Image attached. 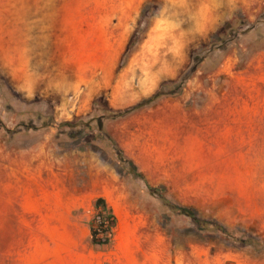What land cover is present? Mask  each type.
<instances>
[{"label": "rangeland", "instance_id": "rangeland-1", "mask_svg": "<svg viewBox=\"0 0 264 264\" xmlns=\"http://www.w3.org/2000/svg\"><path fill=\"white\" fill-rule=\"evenodd\" d=\"M263 51L264 0H0V264L61 255L29 247L18 196L102 184L116 224H155L149 258L163 235L169 264H264V139L237 112ZM74 217L91 249L95 203Z\"/></svg>", "mask_w": 264, "mask_h": 264}, {"label": "crops", "instance_id": "crops-1", "mask_svg": "<svg viewBox=\"0 0 264 264\" xmlns=\"http://www.w3.org/2000/svg\"><path fill=\"white\" fill-rule=\"evenodd\" d=\"M243 79L247 80V86L243 90L242 108L237 112L241 113V122L247 125V129L251 127L258 133V138L264 139V51L243 69ZM105 195L106 188L102 184L93 187L91 194L78 192L70 198L41 195L27 200L18 196L15 204L19 210L15 216L19 219L20 232L29 236L30 248L38 245L41 249L60 252L61 255L55 259L56 264H62L63 259L65 264H169L167 246L166 255L164 253L163 235L155 237L157 246L151 258L146 255L143 246L146 237L138 232L155 224L131 213L125 217L117 215L110 245L91 243L92 248L88 249L84 239L78 235L83 229L75 222L74 211L90 206L99 198L105 199ZM139 251L146 257L144 261L137 259Z\"/></svg>", "mask_w": 264, "mask_h": 264}, {"label": "trees", "instance_id": "trees-1", "mask_svg": "<svg viewBox=\"0 0 264 264\" xmlns=\"http://www.w3.org/2000/svg\"><path fill=\"white\" fill-rule=\"evenodd\" d=\"M159 96L160 94L155 95L153 98L141 103L135 109L145 107L153 103ZM119 156L121 158V161H123L122 153H119ZM129 164L131 166V170L133 171V174H135V176L139 179H144L143 176L137 172L135 166H133L131 162ZM149 191L152 195L159 194L158 190H154L151 187H149ZM163 204L166 205L170 211L191 219L192 222L201 230H209L216 233H221L226 236L229 235V232L223 226L215 222H209L200 219L196 215V213L189 208L176 206L165 199H163ZM95 209L99 211V218H98L99 221L97 222V224L92 223L90 227L91 243L97 246H108L112 242L113 231L116 226L115 216L113 214L112 209L108 207L105 199L103 198H99L96 200Z\"/></svg>", "mask_w": 264, "mask_h": 264}, {"label": "built area", "instance_id": "built-area-1", "mask_svg": "<svg viewBox=\"0 0 264 264\" xmlns=\"http://www.w3.org/2000/svg\"><path fill=\"white\" fill-rule=\"evenodd\" d=\"M99 221V220H98Z\"/></svg>", "mask_w": 264, "mask_h": 264}]
</instances>
